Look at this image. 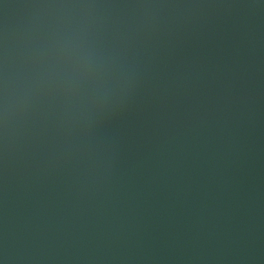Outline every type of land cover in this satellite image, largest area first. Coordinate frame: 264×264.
<instances>
[{
  "label": "water",
  "instance_id": "1",
  "mask_svg": "<svg viewBox=\"0 0 264 264\" xmlns=\"http://www.w3.org/2000/svg\"><path fill=\"white\" fill-rule=\"evenodd\" d=\"M0 264H264V0H0Z\"/></svg>",
  "mask_w": 264,
  "mask_h": 264
}]
</instances>
